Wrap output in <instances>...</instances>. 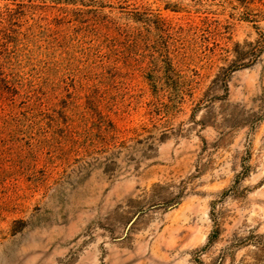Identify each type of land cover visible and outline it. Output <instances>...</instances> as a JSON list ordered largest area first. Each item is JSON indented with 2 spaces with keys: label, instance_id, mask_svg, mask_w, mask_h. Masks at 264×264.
Wrapping results in <instances>:
<instances>
[{
  "label": "rangeland",
  "instance_id": "rangeland-1",
  "mask_svg": "<svg viewBox=\"0 0 264 264\" xmlns=\"http://www.w3.org/2000/svg\"><path fill=\"white\" fill-rule=\"evenodd\" d=\"M0 264H264V0H0Z\"/></svg>",
  "mask_w": 264,
  "mask_h": 264
},
{
  "label": "trees",
  "instance_id": "trees-1",
  "mask_svg": "<svg viewBox=\"0 0 264 264\" xmlns=\"http://www.w3.org/2000/svg\"><path fill=\"white\" fill-rule=\"evenodd\" d=\"M93 2H94V3H98V2H100V0H93Z\"/></svg>",
  "mask_w": 264,
  "mask_h": 264
}]
</instances>
